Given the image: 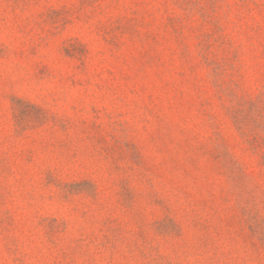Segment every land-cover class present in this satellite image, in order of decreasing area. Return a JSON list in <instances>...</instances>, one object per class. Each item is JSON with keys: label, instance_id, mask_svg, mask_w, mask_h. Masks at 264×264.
<instances>
[{"label": "rangeland", "instance_id": "1", "mask_svg": "<svg viewBox=\"0 0 264 264\" xmlns=\"http://www.w3.org/2000/svg\"><path fill=\"white\" fill-rule=\"evenodd\" d=\"M0 264H264V0H0Z\"/></svg>", "mask_w": 264, "mask_h": 264}]
</instances>
